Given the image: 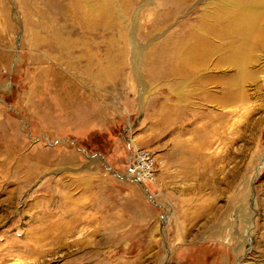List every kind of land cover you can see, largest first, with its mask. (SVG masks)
I'll list each match as a JSON object with an SVG mask.
<instances>
[{
  "label": "rangeland",
  "instance_id": "obj_1",
  "mask_svg": "<svg viewBox=\"0 0 264 264\" xmlns=\"http://www.w3.org/2000/svg\"><path fill=\"white\" fill-rule=\"evenodd\" d=\"M222 2L0 0V264H264V21L171 70Z\"/></svg>",
  "mask_w": 264,
  "mask_h": 264
},
{
  "label": "bare ground",
  "instance_id": "obj_2",
  "mask_svg": "<svg viewBox=\"0 0 264 264\" xmlns=\"http://www.w3.org/2000/svg\"><path fill=\"white\" fill-rule=\"evenodd\" d=\"M262 14L264 15V0H224L221 11L213 16L214 21H212L210 25H205V38L198 41L199 45L197 44V46L194 45L188 50H184V58L189 65L193 67L191 66V69H179L173 66L174 68L171 69L172 72L176 76L182 78L194 77L196 79L197 74L204 69V63L207 62V59H210L211 56L227 48L231 51L230 59L228 60L232 61L233 66L236 67L240 73H246L248 68L246 52L255 46L256 37L261 31L258 24L260 21H264V16H262ZM226 61L227 59L225 60L222 58L218 63L220 65ZM238 77H240L239 74ZM239 79V82H235L237 88L243 84V77ZM242 96L243 94L238 91L237 93L224 96L225 101L221 99L211 100L221 102V104H232L239 102L241 98L243 99ZM135 170L137 172L138 168L135 167ZM136 175H131L130 178L133 179ZM141 182H143L142 179Z\"/></svg>",
  "mask_w": 264,
  "mask_h": 264
},
{
  "label": "built area",
  "instance_id": "obj_3",
  "mask_svg": "<svg viewBox=\"0 0 264 264\" xmlns=\"http://www.w3.org/2000/svg\"><path fill=\"white\" fill-rule=\"evenodd\" d=\"M135 167L134 166L131 167V169L129 170V173H127L129 177H131V175H136V173L138 172V171L136 172ZM133 179H137V180L141 181L140 176H139V172L137 173V175Z\"/></svg>",
  "mask_w": 264,
  "mask_h": 264
}]
</instances>
